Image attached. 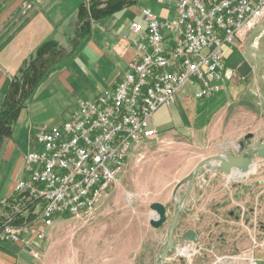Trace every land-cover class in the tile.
Returning a JSON list of instances; mask_svg holds the SVG:
<instances>
[{
    "label": "crops",
    "instance_id": "0c3cea01",
    "mask_svg": "<svg viewBox=\"0 0 264 264\" xmlns=\"http://www.w3.org/2000/svg\"><path fill=\"white\" fill-rule=\"evenodd\" d=\"M88 2L0 0V111L12 84L22 80L21 70L26 60L35 58L44 42L51 40L60 46L59 54L42 68L40 84L27 91L13 134L0 148V207L10 198L17 183L27 179L25 157L35 147L36 132L46 124L57 126L68 120L81 101L113 87L125 75L129 63L138 60V52L128 39L129 26L134 21L125 24L127 13L136 11V5L114 18L92 23L90 31L84 33L79 12ZM138 14L142 18V11ZM159 14L166 16L162 8ZM71 43L73 50L63 54L62 48L68 49ZM229 75H233L231 71L226 72L221 92L210 98L196 100L193 89L185 87L176 94L173 107L159 109L152 120L159 138L135 147L125 172L100 204L102 208L106 200L128 190L133 195L144 196L149 211L127 213L119 225L113 221L124 215L114 217L104 206V212H99L93 220L76 219L73 224L78 231L76 245L91 262L156 264L167 241L170 222L155 229L151 225L155 216L151 205L166 206L171 220L194 168L208 157L236 156L230 154L233 145L225 140L238 137L237 141L241 138L245 141L253 134L244 133L248 111L239 104L242 98L237 89L233 91L231 84H227ZM193 99L197 103L190 108ZM26 116L28 124L24 122ZM214 141L219 143V150L196 160L197 148ZM26 144L28 153L23 149ZM254 164L257 167L246 175L201 170L176 232L178 245L185 242L181 234L191 230L206 249L193 264H226L227 261L248 264L250 259L264 264V160H255ZM66 218L69 219L61 217L57 222ZM37 220L36 216L31 217L30 229L42 231L43 226ZM121 226L132 231L109 233L110 229L119 230ZM47 229L42 232L49 237ZM46 241L47 238L33 244L39 257L19 243L2 242L0 264H42ZM172 256L173 253L169 257ZM168 264L184 263L170 259Z\"/></svg>",
    "mask_w": 264,
    "mask_h": 264
},
{
    "label": "built area",
    "instance_id": "2783aa9c",
    "mask_svg": "<svg viewBox=\"0 0 264 264\" xmlns=\"http://www.w3.org/2000/svg\"><path fill=\"white\" fill-rule=\"evenodd\" d=\"M158 1L165 17L148 7L129 26L138 60L125 75L81 101L65 122L36 132L35 147L25 157L27 179L2 203L13 214L2 225L0 243H19L39 257L33 244L46 236L30 229L31 217L46 229L61 217L91 220L135 147L159 138L152 126L156 112L173 107L185 87L196 100L221 92L226 72L237 73L228 71L224 48L235 52L264 19V0ZM19 218L24 222L16 225ZM205 250L200 243H177L168 261L193 264Z\"/></svg>",
    "mask_w": 264,
    "mask_h": 264
},
{
    "label": "rangeland",
    "instance_id": "374dc122",
    "mask_svg": "<svg viewBox=\"0 0 264 264\" xmlns=\"http://www.w3.org/2000/svg\"><path fill=\"white\" fill-rule=\"evenodd\" d=\"M148 7L152 8L155 13L159 14L162 5L158 0L139 1L136 4V11L130 10L127 13L128 15L126 17L125 24L127 23L128 25L131 21L140 22L142 18L138 13ZM68 30L70 31V28ZM72 45V43L69 44L68 49L62 48L61 52L63 54L66 53L67 55L68 52L70 53L73 50ZM235 51L242 52V54L246 58L248 66L251 67L252 71L247 76H243L237 71L235 75H232L229 78V83L227 82V84H231L233 91L237 89V92H239L238 94H240V97L242 98L239 104L242 105L243 108H247L249 117L247 116L244 133L254 134V137L251 140V145H253L264 141V19L259 24V26H257L252 32L249 33V35H247L243 39L242 45H240ZM224 54L229 60L234 54V51L230 48L225 47ZM192 102L193 103L190 104V108H192L195 103H197L196 101H194V99ZM25 121L28 124V116L24 118V122ZM49 125L54 126L53 123H49L44 126ZM237 138L238 137H235V139L233 140H225V143L233 145V148L229 150L230 154L236 156L240 154V150L238 149V147H240V142L244 141V138H241L238 141ZM21 142L23 143L22 140ZM218 144L219 143L217 141H214L212 143H209L208 146L202 145L201 147L203 148H197L198 154L196 160L208 156V154H210L211 152H217L219 150ZM26 145V148L24 147L23 149H25V152L28 153V144ZM255 159L257 161L261 160L258 158ZM140 165H142V163ZM254 167L257 166L254 164L253 169ZM121 191L123 192V190ZM126 192L124 191L123 195H120L113 200H106L105 203H103L102 208L101 206L98 208L99 210L97 214H99V212H104V206L105 210L107 209V211L114 215V217L124 215V217H121L117 220L115 218V221H113V224L119 225V223L121 224L125 221L127 213L141 212L143 210L149 211L147 205L144 204V196L142 197L136 194L133 195L128 190ZM128 192L130 193V195H128ZM76 222L77 220L66 218L61 222H57L54 227L47 229L46 232H48L50 236L46 237L47 241L45 245V251L43 253V258L41 260L42 264H102L101 262H91V258L88 255L84 254V250L80 249L79 245H76L78 231L76 233V229L74 230L73 225ZM41 228V230L44 231L45 228ZM122 229H124V231L127 233L132 231V229H129L128 227L123 228V226H121L119 230H117L116 228H113L112 230L110 229L109 233H125L124 231H122ZM211 256H214V254H212ZM227 263L229 264L230 262L227 261Z\"/></svg>",
    "mask_w": 264,
    "mask_h": 264
},
{
    "label": "trees",
    "instance_id": "16d2710c",
    "mask_svg": "<svg viewBox=\"0 0 264 264\" xmlns=\"http://www.w3.org/2000/svg\"><path fill=\"white\" fill-rule=\"evenodd\" d=\"M79 12L80 22L83 25L82 31L88 33L92 23H99L108 19L114 18L117 13L124 11L130 6L136 5L141 0H88ZM58 44L54 41H47L41 45L37 51V56L26 60L22 70V80H16L3 102L0 111V148L6 138L13 134L14 125L17 123L21 110L24 108L26 94L28 90L36 88L42 80V68L47 64L51 58L59 54ZM48 57V59H46ZM28 88V89H27ZM2 214L0 215V230L2 225L13 214L8 207L1 205ZM7 215V216H6ZM6 216V217H5ZM31 220V218H30ZM29 220V221H30ZM23 218H19L17 224H22Z\"/></svg>",
    "mask_w": 264,
    "mask_h": 264
},
{
    "label": "water",
    "instance_id": "95a60500",
    "mask_svg": "<svg viewBox=\"0 0 264 264\" xmlns=\"http://www.w3.org/2000/svg\"><path fill=\"white\" fill-rule=\"evenodd\" d=\"M227 67L232 71H238L241 75L247 76L250 74L251 67L248 66L245 56L240 51H235L232 57L228 60ZM253 134L245 138V141L240 142V154L238 156H228L223 154L221 156H212L208 159L202 160L190 174L188 181L186 182L185 193L178 204V208L175 210L173 217L169 220L168 208L160 203H154L151 205L154 218L151 220V225L155 229H160L170 222V226L167 232V241L160 251L159 259L156 264H168V258L170 254L174 253V249L177 245L176 232L180 224L181 217L185 209V205L190 199L194 186L199 178L201 170L204 168H210L214 171H219L223 175L241 174L246 175L252 169L255 158L264 160V141L251 145ZM247 143V145H246ZM241 148V149H240ZM185 241L193 244H198L200 238L193 231H187L182 235Z\"/></svg>",
    "mask_w": 264,
    "mask_h": 264
}]
</instances>
